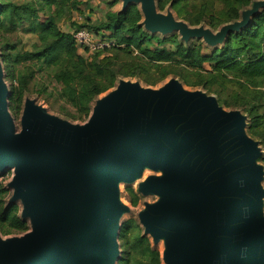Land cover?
I'll use <instances>...</instances> for the list:
<instances>
[{"label": "water", "instance_id": "obj_1", "mask_svg": "<svg viewBox=\"0 0 264 264\" xmlns=\"http://www.w3.org/2000/svg\"><path fill=\"white\" fill-rule=\"evenodd\" d=\"M139 5L151 34L222 44L246 27L264 0L217 31L190 26L156 0ZM0 59V175L11 172L10 202L21 204L30 229L0 235V264H118L121 217L129 207L121 183L145 170L142 194L158 198L139 213L143 235L163 242L161 264H264V167L247 117L224 109L178 79L160 88L120 80L96 100L83 124L65 120L26 98L17 125Z\"/></svg>", "mask_w": 264, "mask_h": 264}, {"label": "trees", "instance_id": "obj_2", "mask_svg": "<svg viewBox=\"0 0 264 264\" xmlns=\"http://www.w3.org/2000/svg\"><path fill=\"white\" fill-rule=\"evenodd\" d=\"M191 1L160 0L159 8L163 9L170 2L179 17L193 24L200 23L207 16L215 19L213 14H206L214 9V0H206L198 13L187 16ZM252 1L221 0L220 22L238 20L240 10ZM80 4L81 0H0V33L3 36L25 26L27 31L35 33L39 12L48 15L46 23L37 32L38 43L33 50L17 51L16 45L9 41L1 44L7 76L14 81L9 96V108L13 114L19 113L24 92L33 77V71L18 68L22 61H37L41 65L55 67L53 77L61 86L60 97L75 107L80 115H87L96 96L114 86L116 73L125 76L136 74L137 66L132 57L135 51L141 58V67L149 64L158 70V80L167 76V66L184 67L199 77L197 82L185 80L189 85H201L216 93L219 90L215 86L225 82L241 84L243 78L264 79V9L252 17L249 25L229 34L223 46L207 54L200 42L183 43L175 34L162 39L146 31L140 23L142 14L133 4L125 12H108L105 21L76 26L73 31L85 28L115 42L110 49L93 52L86 57L71 33L64 32L58 25L64 13L77 10ZM114 4L115 1L109 3L110 7ZM166 44L172 45L174 50ZM145 81L157 82L155 79ZM259 120L252 119L248 127L250 133L260 134L257 129ZM6 193L3 180H0V228L9 221L16 228L25 229V222L17 217V206H3ZM130 195L133 204L136 203L133 190H130ZM119 237L123 249L119 264H161L159 250L150 246L148 237L140 234L139 226L133 220L123 224Z\"/></svg>", "mask_w": 264, "mask_h": 264}, {"label": "rangeland", "instance_id": "obj_3", "mask_svg": "<svg viewBox=\"0 0 264 264\" xmlns=\"http://www.w3.org/2000/svg\"><path fill=\"white\" fill-rule=\"evenodd\" d=\"M111 1H115V4L110 7L109 3ZM159 1L156 0L157 9L162 13H166L171 11L173 16L176 19L185 21L188 25L194 26H204L212 31H217L223 24L227 22H220L221 12H222V2L221 0H214V9L212 12H208L206 14H213L215 19L212 17L207 16L204 17V20H201L198 24H193L191 21L179 17L177 13L171 8L170 2L165 5L163 9L159 8ZM206 0H192L190 8L187 9V16H194L195 13H198L201 10V7L205 3ZM250 5L242 8L240 13L243 9L250 7ZM139 8V5H138ZM123 10L122 1L121 0H81V4L77 10H73L71 12L64 13L62 19L59 21L58 25L64 32H72L76 29L77 25L80 24H88L93 25L99 22L105 21L107 13L110 11L120 12ZM47 14L43 11L39 12V18L35 20L36 29L35 33H31L30 31L26 30L25 27H20L16 31L11 32L5 36L0 33V59L3 65L4 70V78L9 86V90L11 91V85L14 83L12 78L7 76V71L5 65L2 61L3 50L1 48V44L5 41H9L16 45V50L23 52V51H31L35 48V45L38 43L37 32L40 31V26L46 23ZM173 34L177 35L179 41L183 43L189 42H200L203 45V51L209 54L212 50L216 47H220L224 45V42L217 46H210L206 44L202 39L198 38H191L188 41H183L181 36L176 33H168V34H161L155 33V35L159 38H168L171 37ZM226 40V39H225ZM166 46L170 50H174V47L170 44H166ZM86 57H89L91 54L88 52H84L81 50ZM139 53L135 51L132 54L134 58L133 61L137 66L136 74L134 76H125L121 73H116L115 76V84L114 86L110 87L106 91L100 93L96 96L94 101L91 104V109L87 115H80L79 112L75 107L69 104L67 101L62 99L59 95V91L61 86L54 80L53 74L55 71V67H48L46 65H41L37 61H22L18 64V68L21 70H25L28 72L33 71V77L31 78L28 86V90L24 92L21 106L19 113L17 115L12 114L14 117L17 125L20 122V116L23 109V104L26 98H31L36 101V103L46 107L48 111L51 113L68 120L75 124H83L88 120V117L92 111L93 106L95 105V101L98 99L103 98L109 92H111L119 83L120 80H132L140 82L144 87L150 88H160L165 85L171 79H178L186 89L195 90L201 89L205 91L209 95H213L217 98L220 105L226 110H240L246 117H247V124L251 126L252 119L260 118V125L257 127L260 134H252L248 131V134L258 141L259 146L261 148L262 154L259 159L260 164L264 167V79H254L248 80L243 78L241 80V84H234V83H227L225 82L223 85L215 86L218 88L219 93L210 91L209 89L201 86V85H189L185 80L190 82H197L198 76L194 74L190 69H186L184 67H176L173 65L167 66L168 74L165 78L158 80V70L150 66L149 64H145V68L141 67V58L138 57ZM130 61V60H129ZM207 68L208 65L206 64ZM114 67V66H113ZM115 69L117 67H114ZM183 76L186 78L184 79ZM157 80V82L151 84L146 82L145 80ZM159 174L152 170H145L141 178L135 180L131 184H124L121 183L119 186V194L122 202L129 207V212L125 213L121 217V229L124 223L128 222L129 220H133L135 223L138 224L140 234L143 235V227L139 224V213L146 207L148 203H152L157 200V196L154 194H142L139 192V185L140 183L149 175ZM11 172L8 171L4 174L3 185L7 191L5 196L3 197V206L7 207L11 204L17 206L16 214L17 217L20 218L23 222H25L26 226L25 229H19L13 226L9 221L2 224V229L0 228V235L2 237H12V236H19L24 234L30 229V222L28 219L23 220L20 217L21 212V204L19 201L10 202L12 191L6 188V182L9 180ZM262 187L264 189V177L262 180ZM130 190H133L134 195L136 196L137 202L133 204L132 196L130 195ZM120 229V232H121ZM119 232V236H120ZM150 241V246L162 252L163 249V242L160 240L158 243H154L151 238H148ZM118 241L120 244V259L123 257V249L121 245L120 237H118ZM119 259V261H120ZM118 261V264H119ZM163 264V263H162Z\"/></svg>", "mask_w": 264, "mask_h": 264}, {"label": "built area", "instance_id": "obj_4", "mask_svg": "<svg viewBox=\"0 0 264 264\" xmlns=\"http://www.w3.org/2000/svg\"><path fill=\"white\" fill-rule=\"evenodd\" d=\"M72 38L79 47L80 50L92 54L93 52L104 51L110 49L115 45V42L111 39L104 37L103 35L94 33L85 28H81L71 32ZM4 176L0 175V180H3Z\"/></svg>", "mask_w": 264, "mask_h": 264}]
</instances>
